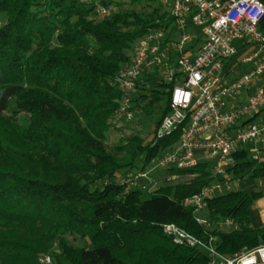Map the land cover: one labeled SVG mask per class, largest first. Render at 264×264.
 <instances>
[{
    "label": "trees",
    "instance_id": "1",
    "mask_svg": "<svg viewBox=\"0 0 264 264\" xmlns=\"http://www.w3.org/2000/svg\"><path fill=\"white\" fill-rule=\"evenodd\" d=\"M88 1L0 0V264H38L40 255L53 264L208 263L204 252L174 246L162 234L166 224L213 238L225 256L264 243V228L250 222L262 193L231 191L204 200L203 225L183 206L212 183L204 164L178 172L179 181L147 200L116 183L138 158L145 171L178 140L177 134L152 146L130 134L106 145L119 98L113 79L136 43L170 27L171 19L158 0ZM96 4L114 11L97 18ZM146 78L148 90L139 86L133 102L146 117L164 103L156 129L169 112L173 84L155 86ZM234 160V176L258 180L264 172V163L246 151ZM227 221L234 228L224 232L220 225ZM52 245L57 253L51 255Z\"/></svg>",
    "mask_w": 264,
    "mask_h": 264
},
{
    "label": "built area",
    "instance_id": "2",
    "mask_svg": "<svg viewBox=\"0 0 264 264\" xmlns=\"http://www.w3.org/2000/svg\"><path fill=\"white\" fill-rule=\"evenodd\" d=\"M89 5L88 0H79ZM171 19L167 29L146 33L134 46L128 65L119 70L113 86L119 93L109 126L122 138L127 129L137 133L141 115L134 100L146 77L155 86L173 84L169 112L153 130L152 146L178 134L176 143L166 148L145 171L134 176H116L127 191L151 195L163 184L181 179L178 172L209 166L213 183L199 195L183 202L199 214L203 201L216 192L233 190L229 171L234 155L246 151L258 165L264 163V34L258 26L264 18L262 0H158ZM97 18L108 17L114 9L95 5ZM188 28L193 29L188 33ZM241 42L251 49L241 63L250 70L228 82L225 65L238 55L234 46ZM243 103L238 99L249 93ZM133 123V125H131ZM126 127V130H124ZM162 174L157 176L156 174ZM264 181V172L260 177ZM138 182L141 184L138 185ZM220 196V195H219ZM226 223V222H225ZM162 234L179 248L202 251L207 264H264V243L231 256L217 252L214 239H198L173 224L162 226ZM38 264H53L52 258H38Z\"/></svg>",
    "mask_w": 264,
    "mask_h": 264
},
{
    "label": "rangeland",
    "instance_id": "3",
    "mask_svg": "<svg viewBox=\"0 0 264 264\" xmlns=\"http://www.w3.org/2000/svg\"><path fill=\"white\" fill-rule=\"evenodd\" d=\"M187 31H188V33H192L194 30L191 28H188ZM241 44H242L241 42H236L234 44V46L239 48ZM164 107H165V105L163 103L160 106V108H157L150 117L143 116L142 114L140 116H137L135 123L140 125V127H141V130L137 133H134L135 131H132L131 129L126 130V127H124V130H126V132H124L122 138H120V137L116 136V133L114 131H112L111 127H109V130L106 134V145L107 146H115L119 142L123 141L130 134H138L144 140L145 143H148L152 139V133L154 130V126H155L156 122L159 120V118L161 117L162 112L164 110ZM19 116H22V114H19ZM131 125H133V123ZM142 164H143V157L138 158L135 162V168L126 174H122V176L123 177L134 176V175L138 174L140 167H142ZM207 168L210 169L209 166ZM227 179L228 180H234V184H232L233 190L242 191V192L254 191L256 193H264V181H262L260 179H258V180L253 179V178H251L250 174H247L244 176H234L232 174V175L228 176ZM212 183H213V181H212ZM139 184H141V182H138V185ZM224 194H226V192L223 190L218 192V193L216 192V196L224 195ZM141 198L143 200H147L150 198V195L147 192H141ZM199 217L204 222H207V220H208L207 213H205L203 211ZM210 229H212V226L209 227L208 230H210ZM77 243L79 246L81 245V242L77 241ZM82 246L88 250L91 249V246L88 244L84 243V244H82ZM53 253H57V246L56 245H52L51 251L49 252V254H51V255ZM43 256H49V255H40L39 258L43 257ZM49 257H51V256H49Z\"/></svg>",
    "mask_w": 264,
    "mask_h": 264
},
{
    "label": "crops",
    "instance_id": "4",
    "mask_svg": "<svg viewBox=\"0 0 264 264\" xmlns=\"http://www.w3.org/2000/svg\"><path fill=\"white\" fill-rule=\"evenodd\" d=\"M264 3V0H262ZM258 30L260 33L264 34V18L259 23ZM237 48V47H236ZM238 49V55L233 60L227 62L225 65V78L228 82L234 80L237 76L241 73L247 72L250 70V66H245L241 63V60L250 54L251 49L248 46H244L243 44L240 45ZM250 94H242L241 97L238 99L239 103L245 102L247 96ZM157 176H161L162 174H156ZM250 222L253 228H264V193L260 199L254 202L253 206L251 207L250 211ZM221 230L224 232H229L234 228L233 223L227 221L220 225Z\"/></svg>",
    "mask_w": 264,
    "mask_h": 264
}]
</instances>
